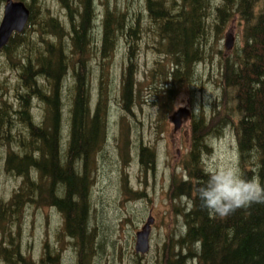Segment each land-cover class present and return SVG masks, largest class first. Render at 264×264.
Instances as JSON below:
<instances>
[{"label":"trees","instance_id":"trees-1","mask_svg":"<svg viewBox=\"0 0 264 264\" xmlns=\"http://www.w3.org/2000/svg\"><path fill=\"white\" fill-rule=\"evenodd\" d=\"M20 1L29 10L28 21L0 48V146L6 151L4 169L21 178L9 199L0 203L1 261L61 264L60 247L48 240L38 253L31 245L22 249L17 227L27 204L61 214V235L75 240L78 264H92L96 231L90 223V190L112 112L114 81L107 61L122 43L126 61L120 68L118 94L126 117L118 119V142L127 147L134 146L126 134L129 114L136 107L169 110L182 89L192 99L194 84L201 79L196 69L213 54L219 57L217 101L208 112L203 102L195 104L201 109L192 116L190 147L181 172L175 169L172 176L171 197H188V203L177 208L183 228L167 235L157 264H264V203L221 218L203 209L197 195L208 178L203 156L210 147L204 137L212 136L206 128L211 124L217 138L226 124L232 127L239 168L246 178L258 174L264 185V0H143L147 20L142 25L119 0L114 5L104 2L101 19L98 0H55L57 9L47 0ZM132 24L137 25L127 29ZM229 27H235L237 40L223 53L211 42ZM144 32L150 36L142 38ZM142 40L159 62L143 72L148 76L145 83L136 77L137 58L145 50ZM210 47L212 54L206 51ZM95 52L104 75L98 82L89 76V53ZM34 108L39 109L38 118ZM160 116L156 114L153 123L159 133L164 132ZM153 151L149 145L140 147L144 166L153 162ZM56 231L60 238V227Z\"/></svg>","mask_w":264,"mask_h":264},{"label":"rangeland","instance_id":"rangeland-1","mask_svg":"<svg viewBox=\"0 0 264 264\" xmlns=\"http://www.w3.org/2000/svg\"><path fill=\"white\" fill-rule=\"evenodd\" d=\"M105 1L98 0L97 2V18L101 19ZM117 1L109 0L111 5ZM119 1L121 6L124 3L128 5L133 21L136 18L138 23L141 21L142 25L147 20V15H143V0ZM47 3L52 9L59 8L58 2L55 0H47ZM3 4L4 1L0 0V19ZM63 15L64 13L60 11V16L63 17ZM136 25L132 24L127 29H134ZM141 33L143 34L142 30ZM147 34L144 32L142 38H148L150 34ZM226 34H231L232 43L229 49H226L224 45L227 41H225ZM214 37L216 38V36ZM214 37L211 46L215 42L221 52L228 53L237 40L236 29L229 27L217 41ZM140 42L145 50H142L137 58L139 74L136 77L145 83L148 76H145L143 72L154 66V63L158 64L159 62L155 58L156 54L152 53L150 48L145 45V41ZM206 51L208 54H212L211 47ZM125 53V45L121 43L117 51L109 58L110 61H107L108 66L112 65L110 73L114 81L110 97L112 112L110 113L111 120L107 131L106 145L95 158L93 186L90 190V207L93 210V214L90 215V223L96 231L95 254L92 257V264H157L162 257V247L167 235H177L179 231H182V217L177 208H179V203L182 205L188 203V197L184 195L181 197L182 201L171 197L172 176L175 169L181 172V163L186 158L190 147L192 116L200 113L197 111L193 114L195 104L200 101L205 103V91L213 97L214 101H217L219 91L217 89L219 57L218 54H213L211 60L207 58L208 60L202 62L198 70L195 71V76H201V79L199 83L194 84L192 99L187 90L182 89L175 95V100L169 110H163L159 106L144 105L136 107L133 114H129L127 121L129 127L126 136L128 135V144L134 143V146L127 147V144L118 142L120 131L118 119L123 114L122 118L126 117V113H123L121 109L118 94L121 76H123L122 73L120 74V68L125 60ZM95 54L89 53L93 65V71L89 76L90 80L98 82L99 76L104 75L100 74L98 70L101 57L96 52ZM63 101L66 106H69L67 99L63 98ZM180 108L185 109L188 114L186 118H182L180 127L174 130V124L169 117ZM33 113L36 118L39 117L38 108H34ZM156 114L157 116L162 115L160 117L164 120L162 122L164 132L160 131L159 133L157 129L154 130L153 123L156 121L154 118ZM206 128L207 132L212 133V136L204 137L210 147L209 153L203 156L206 169L209 170L225 163H236L239 166L240 160L232 127L226 124L218 138L214 137L216 133L212 131L213 124ZM157 133L159 134L157 135ZM142 145H149L154 149L153 162L145 166L140 162L139 149ZM5 153L4 147L0 146V203L9 199L21 181L20 177L10 175L4 169ZM124 153L127 155L122 157L121 154ZM150 158L151 155L145 156L146 161ZM126 185L129 192L125 191ZM135 192H141L143 195L134 194ZM25 207V214L23 217L19 215L21 224L17 227V230H20L19 241L22 249L26 250L31 245L30 250L38 253L41 251L44 241L48 240L51 246L60 247L61 264H78L75 240L71 239L69 235L66 237L61 235L63 232L62 215L55 209L44 205L26 204ZM145 223H149L148 250L145 253H140L135 251L136 233L142 229ZM58 227H60V238L57 237ZM55 237L60 241H56ZM0 264H4L1 257Z\"/></svg>","mask_w":264,"mask_h":264},{"label":"clouds","instance_id":"clouds-1","mask_svg":"<svg viewBox=\"0 0 264 264\" xmlns=\"http://www.w3.org/2000/svg\"><path fill=\"white\" fill-rule=\"evenodd\" d=\"M213 97L205 91L202 107L210 111ZM201 107L197 105L193 114ZM207 180L197 189L201 207L221 218L254 203H264V185L259 175L246 178L236 163H225L212 167L207 172Z\"/></svg>","mask_w":264,"mask_h":264},{"label":"water","instance_id":"water-1","mask_svg":"<svg viewBox=\"0 0 264 264\" xmlns=\"http://www.w3.org/2000/svg\"><path fill=\"white\" fill-rule=\"evenodd\" d=\"M29 17V10L20 0H7L3 7V16L0 21V48L4 46L14 32H21ZM226 48L231 47V35H226ZM230 42V43H229ZM184 109H179L171 116L175 123V129L180 125L181 117H186ZM148 226L145 223L140 231L136 233L135 251L145 253L148 250Z\"/></svg>","mask_w":264,"mask_h":264}]
</instances>
